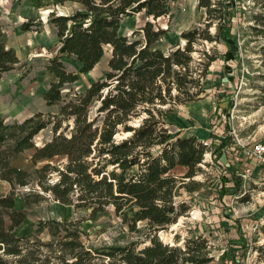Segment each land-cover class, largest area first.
Segmentation results:
<instances>
[{"label":"trees","instance_id":"16d2710c","mask_svg":"<svg viewBox=\"0 0 264 264\" xmlns=\"http://www.w3.org/2000/svg\"><path fill=\"white\" fill-rule=\"evenodd\" d=\"M61 1H70L75 8L67 14H49L48 23L56 29L59 42L48 48V56L40 58L54 77L42 97L47 106L58 107L57 113L39 111L13 123L0 114V182L11 188L0 193V264L214 263L213 244L197 231L184 244H178L176 238L171 245L160 237L161 231L188 212L189 206L176 200L179 189L191 193L202 188L200 183L190 186L183 179L202 172L205 155L210 151L215 154L196 135L172 134L164 118L179 106L207 96L210 67L218 59L224 61L218 84L222 85L224 78L234 80L228 63L240 55L233 38L239 35L233 32L235 15L247 16L250 24L245 33L259 42L264 59V0H247L248 10L242 0H198L205 11V26L182 32L185 47L167 52L153 44L165 37L168 29L151 21L134 32L133 39L120 30L122 22L136 14L155 20L171 18L176 0ZM41 25L28 20L21 29L27 32ZM207 42L222 43L227 51L222 55L215 46L195 48ZM107 48L111 55L103 75L85 90L75 91L73 85L80 74L91 72ZM195 52L201 56L196 58ZM65 60L77 62L80 70H69ZM20 63L0 21V80ZM215 102L216 112H224L219 97ZM225 123L220 134L211 133L210 143L221 155L218 165L223 170L219 194L209 196L215 199L226 195L224 183L230 181L228 175H235V162L242 160L241 148L231 139L232 127ZM46 129L50 138L36 146L35 137ZM28 150L33 151L30 168L16 166V159ZM178 167L187 169L183 177L174 175ZM18 188L27 190L18 192ZM17 196L22 201L20 208ZM49 198L76 211H88L93 222L117 216L135 236L124 244L94 246L87 242L81 220L56 219H40L32 232L19 234L17 230L34 207ZM239 200L248 202L250 195L243 194ZM236 222L234 230L242 235L239 220ZM241 237L243 245L232 244L233 237L228 240L231 243L219 256L222 264H243L249 249L263 250V246L251 245L247 236Z\"/></svg>","mask_w":264,"mask_h":264},{"label":"rangeland","instance_id":"374dc122","mask_svg":"<svg viewBox=\"0 0 264 264\" xmlns=\"http://www.w3.org/2000/svg\"><path fill=\"white\" fill-rule=\"evenodd\" d=\"M242 1L245 7L250 4L247 0ZM74 8L72 2L61 0H0L2 13L0 21L8 33L9 46L16 50L21 61L14 70L4 74L0 80V114L8 123L22 121L39 111L57 113L58 107L47 106L42 97L54 77L44 69V61L40 58L48 56V48L54 46L58 40L56 29L48 23L49 14L53 11L61 15L67 14ZM246 9L248 10V7ZM28 20L40 22L42 25L34 26L30 31L24 32L21 29L22 24ZM147 21L168 29L166 36L153 44L154 48L167 52L176 46L185 47L186 41L181 37L182 32L196 26H205L206 15L199 7L198 0H176L173 3L171 18L163 17L155 20L136 14L122 22L120 33L133 39V33L140 30ZM249 24L247 16L235 15L233 32L239 35L233 38L238 42L240 55L237 61L228 63L234 80L229 82L224 78L222 85L218 84L220 72L224 70L223 59H218L210 67L207 96L197 102L179 106L175 113L164 118L172 134L196 135L199 140L208 143L215 154L210 151L205 155L204 163L200 166L202 172L192 179H183L190 186L200 183L202 188L191 193L186 188L179 189L176 200L185 202L189 206L188 212L182 215L176 224L161 231L160 237L171 245L176 243V238L178 244H184L193 232L197 231V234L208 237L209 244H213L215 248L213 254L216 256V261L212 264H222L219 256L225 252L228 242L243 245L241 236H247L253 246H263V252L249 249L243 264H264V182H262V167L259 162L246 158L235 162V175H228L230 181L224 183L226 195L222 199L209 197L212 196L211 194H219L217 188L223 173L218 165L221 155L215 151L216 145L210 143L211 133L215 130L220 134L225 128V122H228L232 127L231 139L241 150L252 146L255 142H264V59L259 54V42L250 33H245V28ZM211 31L214 32L215 27H212ZM212 46H215L222 55L227 51L222 43L216 45L207 42L195 45V48L208 50ZM110 55V49L107 48L100 63L91 72L80 74L73 89L83 91L100 78L107 69ZM194 56L198 58L201 52H195ZM65 63L69 70L77 72L80 70L77 62L65 60ZM25 74L26 77H23ZM229 74L226 69V75ZM67 91L69 88L65 90ZM218 97L224 108V112L220 114L216 112L215 101ZM227 110L229 117L225 114ZM215 113L219 115L217 118ZM50 136L49 129L42 131L35 137V145L42 146ZM32 153V150L26 151L16 159L15 165L20 168H30ZM241 155L242 152L240 157ZM222 159L225 163L223 157ZM60 162L59 160L57 163ZM173 173L177 177H183L187 169L178 167ZM10 189L8 183L0 182L1 194L8 193ZM26 190V188L17 189L18 192ZM243 194L250 195L248 202H240L239 198ZM16 205L22 207L19 196L16 198ZM88 218V211H76L73 206L49 198L34 207V212L17 232L25 235L32 232V227L40 219H56L81 220V226L87 233L86 240L94 246L124 244L135 236L127 231L117 216H104L96 222ZM236 220H239L242 235L234 230ZM226 229H229L227 234L224 232ZM242 253L241 249L240 254Z\"/></svg>","mask_w":264,"mask_h":264},{"label":"built area","instance_id":"2783aa9c","mask_svg":"<svg viewBox=\"0 0 264 264\" xmlns=\"http://www.w3.org/2000/svg\"><path fill=\"white\" fill-rule=\"evenodd\" d=\"M243 147V146H242ZM241 158L253 159L259 162L262 167V180L264 181V142H255L248 148H242ZM240 152V153H241Z\"/></svg>","mask_w":264,"mask_h":264},{"label":"crops","instance_id":"0c3cea01","mask_svg":"<svg viewBox=\"0 0 264 264\" xmlns=\"http://www.w3.org/2000/svg\"><path fill=\"white\" fill-rule=\"evenodd\" d=\"M57 39H58V37H57ZM58 42H59V41L57 40V42L54 44V46H55L56 44H58ZM244 159H245V158H244ZM246 160H247V159H246ZM181 168H183V167H181ZM185 169H186V168H185Z\"/></svg>","mask_w":264,"mask_h":264}]
</instances>
